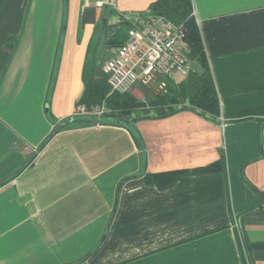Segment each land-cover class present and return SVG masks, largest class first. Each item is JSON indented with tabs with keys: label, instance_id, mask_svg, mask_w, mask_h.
I'll return each instance as SVG.
<instances>
[{
	"label": "crops",
	"instance_id": "0c3cea01",
	"mask_svg": "<svg viewBox=\"0 0 264 264\" xmlns=\"http://www.w3.org/2000/svg\"><path fill=\"white\" fill-rule=\"evenodd\" d=\"M154 1L0 0V264H264V0H190L216 119L80 121L85 60Z\"/></svg>",
	"mask_w": 264,
	"mask_h": 264
},
{
	"label": "trees",
	"instance_id": "16d2710c",
	"mask_svg": "<svg viewBox=\"0 0 264 264\" xmlns=\"http://www.w3.org/2000/svg\"><path fill=\"white\" fill-rule=\"evenodd\" d=\"M191 11L190 0H155L150 5L151 14L163 15L182 27L190 48L189 58L199 65L200 70H190L186 77L177 83H171L164 94L146 90V96L139 100L129 92L110 91L106 77L102 73L97 75L96 61L86 59L82 68L83 91L77 100V106H83L88 112L86 115H79L82 123L108 122L131 126L136 120L134 114L146 106L154 111L153 117H164L179 108L187 107L210 119H216L219 115L218 97ZM101 108L103 111L100 115L92 113L94 109ZM216 165L222 166L223 163ZM211 169L212 167H206L204 171ZM167 177V174L154 175L146 181L164 187L173 182Z\"/></svg>",
	"mask_w": 264,
	"mask_h": 264
},
{
	"label": "built area",
	"instance_id": "2783aa9c",
	"mask_svg": "<svg viewBox=\"0 0 264 264\" xmlns=\"http://www.w3.org/2000/svg\"><path fill=\"white\" fill-rule=\"evenodd\" d=\"M124 18L137 24L127 30L126 41L117 45L101 66L110 91L131 93L144 89L166 93L171 83H177L191 70L184 30L159 14ZM102 111L103 108L94 109L92 113L100 115ZM77 112L87 113L83 106H77Z\"/></svg>",
	"mask_w": 264,
	"mask_h": 264
},
{
	"label": "rangeland",
	"instance_id": "374dc122",
	"mask_svg": "<svg viewBox=\"0 0 264 264\" xmlns=\"http://www.w3.org/2000/svg\"><path fill=\"white\" fill-rule=\"evenodd\" d=\"M193 68L195 69V70H197L198 69V67L194 64L193 65ZM137 99H139V100H143V98H144V96H146V94H147V92H146V90H144V89H139V90H134L133 92H131ZM87 112V111H86ZM88 113V112H87ZM86 113V114H87ZM80 115H86V114H81V113H79Z\"/></svg>",
	"mask_w": 264,
	"mask_h": 264
},
{
	"label": "water",
	"instance_id": "95a60500",
	"mask_svg": "<svg viewBox=\"0 0 264 264\" xmlns=\"http://www.w3.org/2000/svg\"><path fill=\"white\" fill-rule=\"evenodd\" d=\"M72 121V117H67L61 121V125H65Z\"/></svg>",
	"mask_w": 264,
	"mask_h": 264
}]
</instances>
